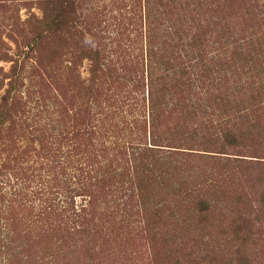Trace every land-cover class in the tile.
I'll return each instance as SVG.
<instances>
[{
	"label": "rangeland",
	"instance_id": "obj_1",
	"mask_svg": "<svg viewBox=\"0 0 264 264\" xmlns=\"http://www.w3.org/2000/svg\"><path fill=\"white\" fill-rule=\"evenodd\" d=\"M0 264H264V0H0Z\"/></svg>",
	"mask_w": 264,
	"mask_h": 264
}]
</instances>
